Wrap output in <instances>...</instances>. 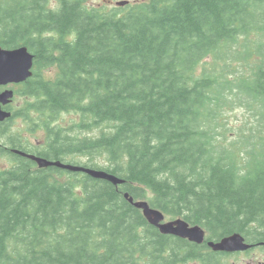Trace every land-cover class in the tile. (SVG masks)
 <instances>
[{"label": "trees", "instance_id": "1", "mask_svg": "<svg viewBox=\"0 0 264 264\" xmlns=\"http://www.w3.org/2000/svg\"><path fill=\"white\" fill-rule=\"evenodd\" d=\"M88 1L0 0V47H26L37 66L14 116L45 130L39 148L0 128V158H12L0 169V264H218L129 198L212 241L264 242V143L244 138L242 155L216 134L224 107L264 119V0ZM63 114L79 119L69 131Z\"/></svg>", "mask_w": 264, "mask_h": 264}, {"label": "rangeland", "instance_id": "2", "mask_svg": "<svg viewBox=\"0 0 264 264\" xmlns=\"http://www.w3.org/2000/svg\"><path fill=\"white\" fill-rule=\"evenodd\" d=\"M121 0H89L88 6L91 5L93 7H102L105 6L107 8H113L115 3ZM130 3L142 2L144 0H127ZM57 5L56 0H50V7L55 9ZM44 71L41 70V72ZM57 69L55 66H50V68L46 69L43 72V76L46 80H53L56 76ZM24 100L22 98H18L17 96L14 98L12 103V108L17 110L21 108ZM252 109H255L252 107ZM248 109L245 107H224L222 111V115L219 118L218 126L216 134L219 135V139L226 140L229 143H235L234 148H236L237 153L244 155V151L247 150L246 146L241 144L244 141V138L249 140L250 142H254V148L256 150L260 149L261 143H264V119H261V116L258 115L257 111ZM64 124H69L72 121L78 122V118L71 114H63L60 117ZM34 122V121H32ZM32 122H29L32 124ZM33 125V124H32ZM35 126V125H34ZM30 131L25 127V124L21 120H17L16 123L9 129L10 135H18L19 134L26 140L30 138V141L36 143L37 141H42L44 139V135H42V130L36 131L34 136L28 134ZM98 131L93 130V133L87 134V136H96ZM29 135V136H28ZM37 139V140H36ZM238 144V146H237ZM251 146V145H250ZM11 159L9 156H4L0 158V169L9 168L11 165ZM83 161L84 158H81ZM101 159H97V163L99 164ZM264 263V249H257L247 254L237 255L228 257L225 260H220V264H259ZM194 264V263H190Z\"/></svg>", "mask_w": 264, "mask_h": 264}, {"label": "water", "instance_id": "3", "mask_svg": "<svg viewBox=\"0 0 264 264\" xmlns=\"http://www.w3.org/2000/svg\"><path fill=\"white\" fill-rule=\"evenodd\" d=\"M124 3H120L123 5ZM32 56L28 53L25 47L17 48L14 50H4L0 48V85H6L8 83H20L25 81L28 77L31 76L30 69L32 66ZM13 93L11 91L4 92L0 94V104L9 103L12 98ZM8 114L1 112L0 109V119L5 118ZM31 159H34L31 156H28ZM37 160V159H35ZM40 167H47L50 164L45 161H38ZM73 171H83L89 175L97 178L105 179L114 185L122 183V181L117 180L116 178L107 175L103 172H95L91 170H86L82 168H70L69 166H60ZM127 197V195H125ZM132 203V200L129 199ZM134 206L143 211L145 218L152 224L157 226L161 232L167 234H175L183 238L190 240H195L198 243L203 241L204 233L198 227L188 228L187 225L183 224L180 221L174 223L159 225L158 223L162 220L161 214L156 211L149 209L148 205L145 202L135 203ZM209 246L214 250L233 252V251H242L249 248L248 245H245L243 239L240 235H233L231 237L225 238L222 242L218 244L209 243Z\"/></svg>", "mask_w": 264, "mask_h": 264}, {"label": "flooded vegetation", "instance_id": "4", "mask_svg": "<svg viewBox=\"0 0 264 264\" xmlns=\"http://www.w3.org/2000/svg\"><path fill=\"white\" fill-rule=\"evenodd\" d=\"M45 67H40V69H44ZM16 87V86H15ZM3 90H5L4 89V87L3 88H0V91H3ZM15 123V121L13 120V119H10V120H5L4 122H0V128H5L6 127V125H12V124H14ZM10 151H12V152H14V149L12 150H10ZM203 246L207 249L208 248V246H207V243L206 242H204L203 243ZM254 247L251 249V250H249V252H252V251H254V250H256L257 248H260V249H263L264 248V246H262V245H259V243L258 244H254L253 245ZM209 253H212V254H214L213 255V257L214 258H221V257H229L230 255L229 254H224V253H222V252H216V251H213V250H210L209 248H208V253L207 254H209ZM226 255V256H225ZM259 264H264V263H260L259 262Z\"/></svg>", "mask_w": 264, "mask_h": 264}]
</instances>
